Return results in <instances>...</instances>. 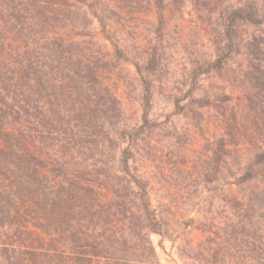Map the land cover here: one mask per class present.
Instances as JSON below:
<instances>
[{"label":"trees","instance_id":"16d2710c","mask_svg":"<svg viewBox=\"0 0 264 264\" xmlns=\"http://www.w3.org/2000/svg\"><path fill=\"white\" fill-rule=\"evenodd\" d=\"M110 1L0 0V264H159L151 235L163 224L130 163L132 144L157 124L146 113L141 125H122L104 73L123 52L111 41L112 57L91 30L94 7L104 28L117 14ZM144 1L116 0L123 8ZM164 2L155 0L160 9ZM194 2L215 6L222 27L216 58L195 69L194 80L236 56L245 61L247 114L234 112L208 146L214 179L239 160L233 174L244 191L248 253L241 264H264V0ZM149 54L154 67L159 46ZM242 145L248 152L239 155ZM198 257L217 264L204 251Z\"/></svg>","mask_w":264,"mask_h":264},{"label":"rangeland","instance_id":"374dc122","mask_svg":"<svg viewBox=\"0 0 264 264\" xmlns=\"http://www.w3.org/2000/svg\"><path fill=\"white\" fill-rule=\"evenodd\" d=\"M110 6L117 14L106 20V28L92 14L99 12L97 6L91 10V30L112 57L111 41L123 52L115 57L118 67L104 73L122 104V125L137 127L146 113L157 124L132 144L130 163L147 181L150 205L163 224L161 234L151 235L159 264H201L200 251L217 264L244 263L245 206L239 202L244 191L233 174L239 160H228L214 179L208 146L209 140L225 135L234 112L240 118L247 114L243 108L250 87L241 76L244 58L236 56L223 70L194 80L195 69L218 53L222 27L215 6L194 0H165L162 9L155 0L128 8L111 0ZM159 12L164 13L162 21ZM155 44L161 57L153 67L148 60ZM248 148L242 145L235 152Z\"/></svg>","mask_w":264,"mask_h":264}]
</instances>
